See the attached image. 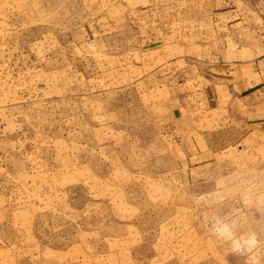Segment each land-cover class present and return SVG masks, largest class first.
Instances as JSON below:
<instances>
[{"label": "rangeland", "instance_id": "rangeland-1", "mask_svg": "<svg viewBox=\"0 0 264 264\" xmlns=\"http://www.w3.org/2000/svg\"><path fill=\"white\" fill-rule=\"evenodd\" d=\"M216 5L0 0V264H264V142L202 94Z\"/></svg>", "mask_w": 264, "mask_h": 264}, {"label": "crops", "instance_id": "crops-1", "mask_svg": "<svg viewBox=\"0 0 264 264\" xmlns=\"http://www.w3.org/2000/svg\"><path fill=\"white\" fill-rule=\"evenodd\" d=\"M215 13L216 62L208 67L202 94L217 124L232 120L236 141L255 147L264 142V0H236L233 6L217 0ZM226 21L232 28L227 33Z\"/></svg>", "mask_w": 264, "mask_h": 264}]
</instances>
